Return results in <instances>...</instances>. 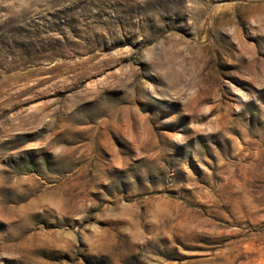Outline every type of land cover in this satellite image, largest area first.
Instances as JSON below:
<instances>
[{"label":"rangeland","instance_id":"rangeland-1","mask_svg":"<svg viewBox=\"0 0 264 264\" xmlns=\"http://www.w3.org/2000/svg\"><path fill=\"white\" fill-rule=\"evenodd\" d=\"M0 264H264V0H0Z\"/></svg>","mask_w":264,"mask_h":264}]
</instances>
